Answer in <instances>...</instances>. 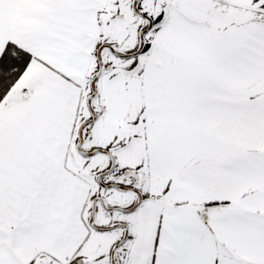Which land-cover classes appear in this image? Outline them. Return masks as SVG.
<instances>
[{
  "label": "snow or ice",
  "instance_id": "obj_1",
  "mask_svg": "<svg viewBox=\"0 0 264 264\" xmlns=\"http://www.w3.org/2000/svg\"><path fill=\"white\" fill-rule=\"evenodd\" d=\"M0 264H264V0H0Z\"/></svg>",
  "mask_w": 264,
  "mask_h": 264
}]
</instances>
